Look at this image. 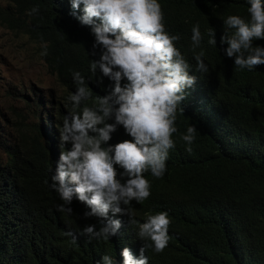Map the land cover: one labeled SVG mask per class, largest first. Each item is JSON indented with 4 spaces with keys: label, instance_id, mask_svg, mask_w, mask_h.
I'll use <instances>...</instances> for the list:
<instances>
[{
    "label": "trees",
    "instance_id": "trees-1",
    "mask_svg": "<svg viewBox=\"0 0 264 264\" xmlns=\"http://www.w3.org/2000/svg\"><path fill=\"white\" fill-rule=\"evenodd\" d=\"M1 1L6 8L0 9V23L35 39L41 53L47 50L42 60L61 90L53 99L51 116L32 123L17 119L13 134L0 137V151L6 156L0 160V264H101L103 242L112 243L115 236L98 240L84 234L87 225L101 227L102 218H85L88 209L67 205L71 214L57 210L63 201L50 187L48 137L53 126L60 135L64 118L73 112L68 99L77 90L73 72L83 77L90 72L100 49L91 55L95 38L72 15L71 0ZM158 2L170 31L180 36L176 47L192 66L189 74L196 83L186 90L184 111H177L178 131L172 137L175 147L169 150L167 171L161 178L146 172L150 196L140 203L131 201L126 206L129 214L108 215L119 217L121 236L128 239L133 234L136 244L143 246L146 242L137 232L147 215L173 214L176 237L162 252L146 248L150 264H264V64L252 70L239 68L234 57L226 56L227 45L220 44L222 35L235 31L224 20L239 15L250 21V4ZM33 7L39 11L30 15ZM197 23L203 38L195 51H204L207 73L195 69L191 30ZM209 29L215 32L216 45L208 43ZM253 45L264 47V39ZM87 103L82 101L81 108ZM191 125L197 132L189 153L181 135ZM122 173L118 178L124 182L127 177ZM68 232L76 237L75 243Z\"/></svg>",
    "mask_w": 264,
    "mask_h": 264
},
{
    "label": "clouds",
    "instance_id": "clouds-1",
    "mask_svg": "<svg viewBox=\"0 0 264 264\" xmlns=\"http://www.w3.org/2000/svg\"><path fill=\"white\" fill-rule=\"evenodd\" d=\"M248 2L250 21L227 16L224 25L235 31L222 35L220 44L227 45L225 54L235 58L236 66L252 70L264 64V47L253 45L254 40L264 39V4L261 0ZM71 5L72 15L95 38L91 55H96L97 48L100 53L84 77L73 72L77 90L68 97L73 112L64 118L60 135L57 126L48 134L50 187L63 201L57 210L71 214L67 205H72L90 210L85 218H102L99 230L96 225L83 229L90 239L115 236L114 242H103L101 264H150L146 248L162 252L176 237L173 214L147 215L137 232L146 242L143 246L136 244L133 234L128 239L121 236L119 217L108 214H129L126 206L131 201L140 203L151 194L144 174L150 171L161 178L167 171L169 150L175 147L172 137L178 131L177 111H184L186 90L195 85L196 77L189 74L192 66L176 47L180 36L170 31L158 0H71ZM78 9L81 15L76 14ZM38 11L33 7L29 14ZM191 31L195 69L207 73L204 51H195L203 38L200 25L195 24ZM208 35V43L216 45L215 32L209 29ZM41 55H47V50ZM85 100L89 106L81 108ZM196 132L191 125L181 135L189 153ZM121 170L119 175L127 177L124 182L118 178ZM66 235L76 242L71 232Z\"/></svg>",
    "mask_w": 264,
    "mask_h": 264
},
{
    "label": "rangeland",
    "instance_id": "rangeland-1",
    "mask_svg": "<svg viewBox=\"0 0 264 264\" xmlns=\"http://www.w3.org/2000/svg\"><path fill=\"white\" fill-rule=\"evenodd\" d=\"M5 8L0 0V9ZM59 93L55 77L42 60L41 45L0 23V137L13 134L17 119L32 123L51 115L53 99ZM5 159L0 151V160Z\"/></svg>",
    "mask_w": 264,
    "mask_h": 264
}]
</instances>
